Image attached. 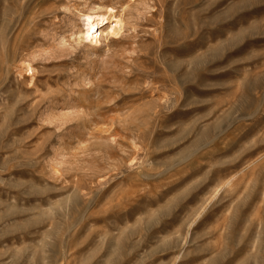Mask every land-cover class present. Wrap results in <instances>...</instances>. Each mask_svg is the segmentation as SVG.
Instances as JSON below:
<instances>
[{
	"label": "rangeland",
	"instance_id": "rangeland-1",
	"mask_svg": "<svg viewBox=\"0 0 264 264\" xmlns=\"http://www.w3.org/2000/svg\"><path fill=\"white\" fill-rule=\"evenodd\" d=\"M0 264H264V0H0Z\"/></svg>",
	"mask_w": 264,
	"mask_h": 264
},
{
	"label": "bare ground",
	"instance_id": "bare-ground-1",
	"mask_svg": "<svg viewBox=\"0 0 264 264\" xmlns=\"http://www.w3.org/2000/svg\"><path fill=\"white\" fill-rule=\"evenodd\" d=\"M115 11L113 7H108L106 12L83 16L81 18L82 28L79 31L80 38L98 45L102 41L103 33L116 35L123 28V23L122 19L116 16ZM31 69L29 67V70Z\"/></svg>",
	"mask_w": 264,
	"mask_h": 264
}]
</instances>
